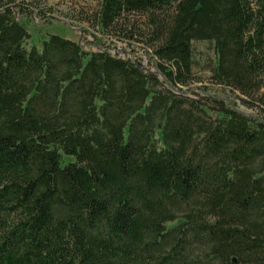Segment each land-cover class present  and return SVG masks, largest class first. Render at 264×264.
Segmentation results:
<instances>
[{"label": "trees", "instance_id": "obj_1", "mask_svg": "<svg viewBox=\"0 0 264 264\" xmlns=\"http://www.w3.org/2000/svg\"><path fill=\"white\" fill-rule=\"evenodd\" d=\"M13 7L0 264H264V0H99L91 26L144 63L55 34L27 48ZM197 41L220 92L190 86Z\"/></svg>", "mask_w": 264, "mask_h": 264}, {"label": "rangeland", "instance_id": "obj_2", "mask_svg": "<svg viewBox=\"0 0 264 264\" xmlns=\"http://www.w3.org/2000/svg\"><path fill=\"white\" fill-rule=\"evenodd\" d=\"M98 2L99 0H15L16 4L22 6L24 12L19 11L17 7H13V10L15 18L30 34L25 43L27 48L32 45L40 48L43 39L55 34L78 42L85 51H95L100 46H107L110 52L118 53L123 58H135L146 62L145 52L150 47H146L145 43L124 42L102 36L91 26L90 14L97 9ZM129 21L141 30L145 26L143 16L131 15ZM192 47L195 66L191 88L196 90L204 86L211 93L220 92L221 88L211 84L209 80V70L214 60L212 43L197 41L193 42Z\"/></svg>", "mask_w": 264, "mask_h": 264}]
</instances>
